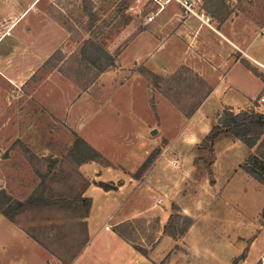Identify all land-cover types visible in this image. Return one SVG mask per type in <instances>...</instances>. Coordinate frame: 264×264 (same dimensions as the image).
I'll return each mask as SVG.
<instances>
[{"label": "rangeland", "instance_id": "rangeland-1", "mask_svg": "<svg viewBox=\"0 0 264 264\" xmlns=\"http://www.w3.org/2000/svg\"><path fill=\"white\" fill-rule=\"evenodd\" d=\"M54 1L57 6L50 13L67 29V41L18 87L0 75V191L10 196L9 212L14 216L10 220L0 210V264L134 262L136 254L117 239L108 243L105 230L88 242L98 223L106 225L108 206H102V194L117 190L124 180L138 181L165 152H173L170 160L178 159L181 145L174 137L183 123L178 111L188 115L206 89L186 68L163 79L143 73L153 85L134 90L135 101L128 107L116 91L121 76L116 80L105 73L113 72L115 63L103 69L111 62L109 54L115 61L146 11L139 12L135 0ZM255 2L264 6V0ZM130 56L127 52L126 58ZM131 108L143 119L138 125L127 122ZM153 128L157 132L151 135ZM218 154L221 167L225 159ZM207 155L206 175L211 154ZM163 161L161 176L176 170ZM100 182L118 188L104 190ZM206 188L200 186L202 191L186 203L199 218L173 225L177 235L186 226L194 229L189 240L195 250L183 240L157 264H252L264 249V187L253 177L244 181L233 173L231 185L221 184L210 194ZM78 197L91 199L87 215L85 206L69 203ZM14 201L23 207L17 210ZM91 213L100 219L92 221L90 235ZM119 227L134 231L131 235L155 228L152 221L138 220Z\"/></svg>", "mask_w": 264, "mask_h": 264}, {"label": "crops", "instance_id": "crops-1", "mask_svg": "<svg viewBox=\"0 0 264 264\" xmlns=\"http://www.w3.org/2000/svg\"><path fill=\"white\" fill-rule=\"evenodd\" d=\"M54 6H57L54 0H0V61L3 59L0 75L15 87L24 83L45 58L67 41V29L50 13ZM256 10L258 14H253ZM148 11L143 15L141 25L132 31L121 47L114 61L115 70L105 72L114 74L116 80L121 76L116 91L124 95L123 103L132 106L136 96L134 90L140 92L153 85L143 73L163 79L180 68L193 72L206 92L188 115L178 111L183 119L174 137L181 145L176 153L178 168L172 170V174L161 176L159 171L166 166L163 160L170 163L172 159L168 154L173 155L171 151L163 153L138 181L124 180L117 190L102 194V206H108L104 216L106 225L98 223L94 235L90 234V226L100 217L94 213L87 217L91 235L89 243L105 230L108 243L117 239L136 254L134 262L121 259L116 264H157V260L183 240L191 245L189 249L195 250L189 240L194 229L189 231L186 226L179 235L174 230L175 224H181L188 217L199 218L194 216L198 213L187 207L188 198L202 191L200 186H208L206 189L210 194L221 184L231 185L233 173L248 181L252 176L241 168V164L253 152V148L242 141L220 135L213 143L214 152L208 160L206 175L203 166L210 153L205 148H196V145L213 125L223 123L226 110L263 112L261 108H264L259 102V97H264V67L259 65H264V33L258 35L264 27V6L261 3L255 0H200V16L184 14L177 4H170L145 23ZM127 52L131 53V58H126ZM131 109L127 122L140 124L143 119ZM220 152L225 159L221 167ZM111 195L113 200L108 199ZM136 220L152 221L155 228L152 232L148 227L147 233L131 235L134 231L119 227L125 222L134 225ZM195 222L193 225L196 226ZM250 258L249 253L244 263ZM206 261L200 258V262Z\"/></svg>", "mask_w": 264, "mask_h": 264}, {"label": "trees", "instance_id": "trees-1", "mask_svg": "<svg viewBox=\"0 0 264 264\" xmlns=\"http://www.w3.org/2000/svg\"><path fill=\"white\" fill-rule=\"evenodd\" d=\"M108 57L111 62L108 66L104 67L103 71L107 70L115 63L110 54ZM220 135L236 138L242 141L247 147L255 148L257 150V152L249 154V156L241 164V168L264 186V112H257L253 110H241L239 112H234L230 109L226 110L224 112L223 123L221 125H213L210 131L202 139L199 146L207 149L211 154L213 151V143ZM84 144L86 145L85 142ZM87 148L93 150V148L89 147V145ZM151 159L152 156L148 158V162H150ZM146 167L147 164L143 165L141 170ZM99 185L104 190L118 188V185L106 182H100ZM0 198L3 199L2 203H0L1 212L10 220H13L14 216L9 212V205L12 203L10 196L2 189L0 191ZM14 202L18 208L17 210L21 209L24 205L21 201ZM69 203L77 206H85V215H87L91 206V199L87 197H78L75 201H71ZM262 216L264 218V207L262 210Z\"/></svg>", "mask_w": 264, "mask_h": 264}, {"label": "built area", "instance_id": "built-area-1", "mask_svg": "<svg viewBox=\"0 0 264 264\" xmlns=\"http://www.w3.org/2000/svg\"><path fill=\"white\" fill-rule=\"evenodd\" d=\"M135 2L139 12L149 10L144 19L145 23L151 21L155 14L170 4H177L182 9L184 14L200 16V13L198 12V4L200 0H135ZM261 33H264V27L259 30L258 35ZM259 65L264 67L262 64ZM259 102L264 104L263 96L259 97ZM171 166L175 169L178 168L179 160L174 159L171 162ZM254 264H264V249L261 251Z\"/></svg>", "mask_w": 264, "mask_h": 264}, {"label": "water", "instance_id": "water-1", "mask_svg": "<svg viewBox=\"0 0 264 264\" xmlns=\"http://www.w3.org/2000/svg\"><path fill=\"white\" fill-rule=\"evenodd\" d=\"M156 132H157V129H156V128H153V129L150 130V134H151V135L156 134Z\"/></svg>", "mask_w": 264, "mask_h": 264}]
</instances>
